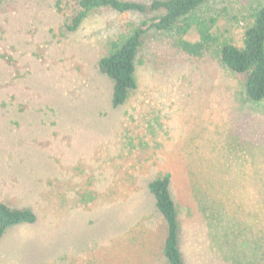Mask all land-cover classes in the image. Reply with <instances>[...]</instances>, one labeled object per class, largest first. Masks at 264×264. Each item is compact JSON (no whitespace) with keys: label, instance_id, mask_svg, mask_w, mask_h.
<instances>
[{"label":"rangeland","instance_id":"1","mask_svg":"<svg viewBox=\"0 0 264 264\" xmlns=\"http://www.w3.org/2000/svg\"><path fill=\"white\" fill-rule=\"evenodd\" d=\"M77 3L0 0V202L36 215L0 264H167L148 189L163 173L184 264H264V99L220 55L264 0H205L147 31L117 108L98 61L155 14L99 8L69 32Z\"/></svg>","mask_w":264,"mask_h":264},{"label":"trees","instance_id":"2","mask_svg":"<svg viewBox=\"0 0 264 264\" xmlns=\"http://www.w3.org/2000/svg\"><path fill=\"white\" fill-rule=\"evenodd\" d=\"M205 0H154L149 6L123 0H78V10L67 26L76 31L84 19L94 10L108 8L118 13H154L152 19L143 22L122 44L98 61L100 72L112 82L113 108L124 104L130 91L136 88L135 59L147 31L170 30L176 22L194 12ZM253 23L246 29L241 48L230 44L221 47L223 65L230 71L245 76L243 89L251 102L264 99V6L254 14ZM171 174L163 173L152 180L148 189L154 206L162 217L166 235L162 255L167 264H184L179 248V211L170 191ZM36 215L30 208L10 207L0 202V240L12 227L32 225Z\"/></svg>","mask_w":264,"mask_h":264}]
</instances>
